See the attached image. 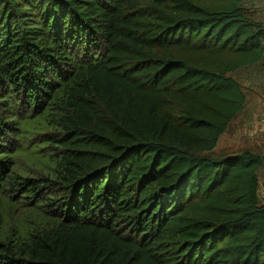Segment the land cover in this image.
I'll list each match as a JSON object with an SVG mask.
<instances>
[{
	"label": "trees",
	"instance_id": "16d2710c",
	"mask_svg": "<svg viewBox=\"0 0 264 264\" xmlns=\"http://www.w3.org/2000/svg\"><path fill=\"white\" fill-rule=\"evenodd\" d=\"M244 3L0 0V264H264Z\"/></svg>",
	"mask_w": 264,
	"mask_h": 264
},
{
	"label": "rangeland",
	"instance_id": "374dc122",
	"mask_svg": "<svg viewBox=\"0 0 264 264\" xmlns=\"http://www.w3.org/2000/svg\"><path fill=\"white\" fill-rule=\"evenodd\" d=\"M196 1L209 4L212 0ZM244 5L255 20L264 23V0H245ZM232 75L241 83L246 102L228 130L221 135L215 153L223 155L251 149L264 156V60L242 67ZM22 159L24 162H31V154L25 151L20 161ZM258 193L259 198L264 201L263 169L259 174Z\"/></svg>",
	"mask_w": 264,
	"mask_h": 264
}]
</instances>
